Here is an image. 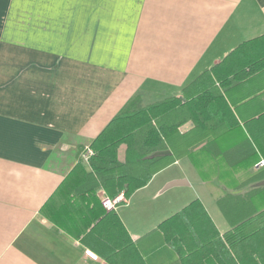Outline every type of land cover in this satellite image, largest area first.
<instances>
[{
  "label": "crops",
  "instance_id": "0c3cea01",
  "mask_svg": "<svg viewBox=\"0 0 264 264\" xmlns=\"http://www.w3.org/2000/svg\"><path fill=\"white\" fill-rule=\"evenodd\" d=\"M263 34L264 0H0V264H107L49 218L62 203L51 197L82 148L121 111L180 98L201 73ZM248 99L238 104L240 125L264 106L263 94ZM182 160L198 175L183 157L115 212L146 264H233L218 248L183 254L158 230L194 200L219 236L231 229L216 204L219 187L198 176L204 192L181 190L192 185ZM94 194L107 196L101 187Z\"/></svg>",
  "mask_w": 264,
  "mask_h": 264
},
{
  "label": "trees",
  "instance_id": "16d2710c",
  "mask_svg": "<svg viewBox=\"0 0 264 264\" xmlns=\"http://www.w3.org/2000/svg\"><path fill=\"white\" fill-rule=\"evenodd\" d=\"M263 80L264 34L201 73L180 98L121 111L89 144L88 168L78 162L52 195L51 203L57 198L62 203L49 218L107 264H146L115 210L106 211L94 190L101 187L110 199L120 193L128 199L154 174L187 157L206 186L221 189L216 204L231 229L219 236L194 200L158 230L170 243L177 239L183 254L218 248L233 264H244L246 257L264 264V186L251 187L264 181V166H256L264 161V106L242 125L236 117L243 100L264 95V84L253 85ZM245 87L251 91L234 100L232 93ZM188 122L192 127L181 133ZM251 169L244 180L233 175Z\"/></svg>",
  "mask_w": 264,
  "mask_h": 264
},
{
  "label": "built area",
  "instance_id": "2783aa9c",
  "mask_svg": "<svg viewBox=\"0 0 264 264\" xmlns=\"http://www.w3.org/2000/svg\"><path fill=\"white\" fill-rule=\"evenodd\" d=\"M92 155H93V152H92L91 148L89 146H85L82 148V150L80 152V161L85 163V164H88ZM256 166L259 168L263 167L264 161L263 160L259 161L256 164ZM100 202L102 204V207L106 211H110V210H115L117 208V206H119V205L125 204L127 202V199L125 198L123 193H120L114 199H110L107 196H102L100 199ZM84 255L93 261L97 260V256L89 250H85Z\"/></svg>",
  "mask_w": 264,
  "mask_h": 264
},
{
  "label": "rangeland",
  "instance_id": "374dc122",
  "mask_svg": "<svg viewBox=\"0 0 264 264\" xmlns=\"http://www.w3.org/2000/svg\"><path fill=\"white\" fill-rule=\"evenodd\" d=\"M253 84V83H252ZM254 85V84H253ZM254 101H252V103H253ZM89 146V145H88ZM189 163H190V161H189ZM173 164V163H172ZM172 164H170L169 166H167L166 168H169ZM191 164V163H190ZM180 166L182 167V168H186V171H187V173L189 174V175H187L188 176V178L190 179V181H191V189L188 187V185H186L185 187H183V188H181V190H183V191H189V192H199L200 193V191H203L202 190V188H201V186H200V184H199V178H198V175H192V171H191V169L188 167V165H187V163L185 162V161H181V163H180ZM191 167H192V169L194 168L193 166H192V164H191ZM165 169V168H164ZM176 169V167H173V168H171V171H174ZM163 170V169H162ZM193 171H194V169H193ZM204 192V191H203Z\"/></svg>",
  "mask_w": 264,
  "mask_h": 264
},
{
  "label": "water",
  "instance_id": "95a60500",
  "mask_svg": "<svg viewBox=\"0 0 264 264\" xmlns=\"http://www.w3.org/2000/svg\"><path fill=\"white\" fill-rule=\"evenodd\" d=\"M258 185H260V186H264V181H262V182L259 183Z\"/></svg>",
  "mask_w": 264,
  "mask_h": 264
}]
</instances>
